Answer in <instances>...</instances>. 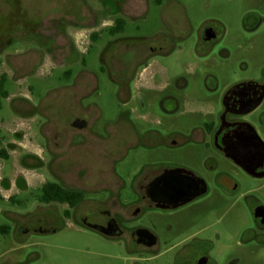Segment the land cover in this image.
<instances>
[{
    "label": "rangeland",
    "instance_id": "1",
    "mask_svg": "<svg viewBox=\"0 0 264 264\" xmlns=\"http://www.w3.org/2000/svg\"><path fill=\"white\" fill-rule=\"evenodd\" d=\"M252 13H264V0H0V79L6 76L8 92L0 96V264H188L184 250L203 243L212 264H264V235L255 246L247 230L250 206L264 207V178L232 163L225 172L237 189L211 193L193 215L188 208L176 216L152 211L142 217L140 225L157 239L147 251L84 231L64 219L62 208H40L36 201L51 176L69 185L78 172L94 174L107 161L127 182L143 159L129 146L128 124L135 120L141 131L149 126L129 113L136 104L105 72L115 50H129L109 37L115 20L124 21L118 37L128 38L125 43L157 50L143 76L168 84L186 79L187 112L164 122L189 130L208 117L216 121L232 86L262 79L264 21L253 15L245 21ZM257 23L253 33L245 30ZM205 26L216 27L219 36L202 55L198 37ZM206 77L214 80V93ZM138 95L157 113L158 93ZM74 117L87 121L86 131L70 128ZM55 216L61 221L54 232H37L44 228L41 218ZM20 226L30 229L24 233Z\"/></svg>",
    "mask_w": 264,
    "mask_h": 264
},
{
    "label": "flooded vegetation",
    "instance_id": "2",
    "mask_svg": "<svg viewBox=\"0 0 264 264\" xmlns=\"http://www.w3.org/2000/svg\"><path fill=\"white\" fill-rule=\"evenodd\" d=\"M252 15L258 23L264 21V13L247 14L245 21L249 22ZM258 23L251 28L245 26V30L253 33ZM119 34L109 32V37L122 42L116 44L117 47L122 45L129 50H115L110 63L107 61L105 64V72L112 82L117 83L125 98L136 104L129 113H137V119L149 126L141 131L135 120H130L128 124L129 146L141 150L143 159L141 162L137 160L139 167L127 182L115 173L114 166L107 161H103L105 167L94 174L84 171L78 176V172L69 185L65 184L66 178L51 176L38 188L36 201L40 208H62L64 219L84 231L147 251L155 247L157 239L140 225L142 217L152 211L172 216L188 208L190 212L197 203L221 188L237 189L236 181L225 172L226 163L234 164L252 178H264V123H261L264 116V75L261 80L232 86L224 95L223 108L216 121L208 117L206 122L189 130L168 129L164 119L187 112L189 103L183 94L188 82L177 77L168 84L155 75L143 76V72L148 71L149 58L157 50L153 47L138 49L130 42L125 43L128 38L118 37ZM218 36L219 31L214 26H205L201 30L198 48L202 55L210 53ZM204 58L206 56L200 59ZM204 81L208 92L214 93V80L206 77ZM141 90H151L160 95L152 107L157 113L148 110V104L138 95ZM70 128L84 132L88 123L82 117H74L70 120ZM195 150L198 153L196 157ZM185 153L189 158L183 156ZM233 158L244 163L250 174ZM47 183L57 184L71 195L63 202L43 203L40 191ZM49 191L58 192L55 189ZM188 199L192 200L186 202ZM250 213L253 226L247 230L255 237L252 243L259 246V238L264 235V207L256 203L250 206ZM190 214L193 215V212ZM60 219L59 216L41 218L39 222L44 221V228H38L37 232H54L53 226ZM29 229L19 227L24 233ZM206 245L203 243L184 250L190 259L188 264H212L206 255Z\"/></svg>",
    "mask_w": 264,
    "mask_h": 264
},
{
    "label": "trees",
    "instance_id": "3",
    "mask_svg": "<svg viewBox=\"0 0 264 264\" xmlns=\"http://www.w3.org/2000/svg\"><path fill=\"white\" fill-rule=\"evenodd\" d=\"M124 31V21L122 19H117L114 22V25L109 29L110 34H117L122 33ZM93 42H96L98 40V34L95 33L91 37ZM7 79L6 76H3L0 79V96L2 98H8V92L5 89V83ZM1 156H5L4 152H0ZM50 190H57L58 192L49 191ZM71 194L63 190L59 185L54 183H47L40 191V200L43 203H52V202H63L65 199H67Z\"/></svg>",
    "mask_w": 264,
    "mask_h": 264
},
{
    "label": "water",
    "instance_id": "4",
    "mask_svg": "<svg viewBox=\"0 0 264 264\" xmlns=\"http://www.w3.org/2000/svg\"><path fill=\"white\" fill-rule=\"evenodd\" d=\"M233 160H234V162H235L237 165H239L242 169H244L247 173L250 174L251 171L245 166L244 163H242L241 161H239V160H237V159H235V158H233ZM190 200H192V199H188V201H186V202H189Z\"/></svg>",
    "mask_w": 264,
    "mask_h": 264
},
{
    "label": "crops",
    "instance_id": "5",
    "mask_svg": "<svg viewBox=\"0 0 264 264\" xmlns=\"http://www.w3.org/2000/svg\"><path fill=\"white\" fill-rule=\"evenodd\" d=\"M197 139V138H196Z\"/></svg>",
    "mask_w": 264,
    "mask_h": 264
}]
</instances>
